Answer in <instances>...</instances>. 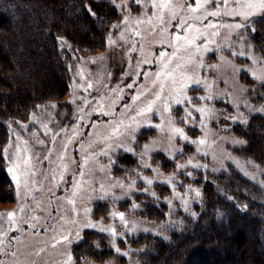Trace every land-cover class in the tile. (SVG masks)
<instances>
[{"label": "rangeland", "instance_id": "rangeland-1", "mask_svg": "<svg viewBox=\"0 0 264 264\" xmlns=\"http://www.w3.org/2000/svg\"><path fill=\"white\" fill-rule=\"evenodd\" d=\"M108 1L115 5L117 17L109 24L102 47L77 46L74 50L68 41L63 42V47L70 50V56L65 53L70 74L67 91L58 97L41 99L26 115L7 121L8 138L3 149L7 148L8 153L1 162L5 179L0 178V182L8 200L0 202V214L16 212V216L10 221L0 215V233H3L0 234L3 242L0 264H64L68 254L73 264L137 263L140 257L137 250L144 243L139 241L142 235L169 237V231L180 222L182 212H188L193 219L200 214L205 200L204 179L232 168L252 178L262 177L264 173V167L241 151L246 139L235 129L239 124L247 126L253 113L263 112L255 91L250 90L255 82L264 81L260 78L264 50L251 38L250 28L240 29L237 34L222 27L215 37L197 39L198 45L207 43L208 50L197 54L184 69L192 77L185 89L191 102L185 101L182 105L170 102L171 111L163 114V120L153 110L147 114V120L137 117L138 128L108 139L115 125L120 121L130 123L129 118L136 116L137 110L152 99V93L157 90L152 82L161 68L160 61L175 51L177 42L173 35L185 34L177 26L178 19H189L217 8L215 2L202 0L203 8L192 14L186 9L188 5L195 7V0H172L178 17L173 19L165 11L161 24L154 17L157 9L151 0ZM263 16L254 15L244 23L255 28L254 22ZM126 17L127 25L123 23ZM148 17H153L152 24L132 22ZM209 21L234 24L241 22V18L209 16L198 26L203 27ZM137 28L139 36L132 31ZM240 52L245 55H239ZM161 53L166 56L161 57ZM146 89L151 91L139 100L133 99ZM209 96L210 99H200ZM200 108L206 112L197 111ZM169 117L175 127L183 129L187 140L155 127L163 124L167 129ZM201 139L206 143H191ZM25 141L32 159L28 169L21 163L19 171L29 170L34 175L27 178L21 175L17 188L8 169L17 144L23 158ZM145 145L148 146L146 154ZM105 151L107 155L103 154ZM142 160L150 167H145ZM189 160L192 164L188 167H177ZM195 164L203 167H193ZM141 177L154 182L148 185ZM166 177H173L171 185L163 182ZM132 181H135L134 190L129 191ZM118 182L125 188L113 187ZM102 185L110 193L106 199L99 198L103 195ZM197 190L199 197L195 195ZM153 192L155 196L151 195ZM174 193L188 200L187 211ZM134 204L138 207L133 208ZM147 204L161 210L162 204H166L167 218L151 217L146 211ZM21 206L23 212L19 211ZM113 211L125 214L128 227H122L118 218H111ZM89 221L105 227L111 225L117 235L113 237L99 228L84 227ZM133 225L135 231L130 230ZM92 233L100 236L93 242L99 248L112 249L113 256L96 259L80 251L81 243ZM64 236H68V241H63Z\"/></svg>", "mask_w": 264, "mask_h": 264}, {"label": "trees", "instance_id": "trees-1", "mask_svg": "<svg viewBox=\"0 0 264 264\" xmlns=\"http://www.w3.org/2000/svg\"><path fill=\"white\" fill-rule=\"evenodd\" d=\"M94 13L95 15L90 14ZM117 10L108 0H0V178L5 179L3 146L8 120L26 115L41 99L63 95L69 86V69L63 47H102ZM253 41L264 50V16L254 22ZM257 103L264 109V81L254 84ZM249 93V89H248ZM235 126L246 139L241 151L264 167V111ZM205 200L193 219L188 212L168 236H141L137 263L130 264H264V173L245 176L239 170L204 179ZM0 182V202L8 194ZM147 204L153 218H167ZM89 234L80 251L96 259L113 256L99 248ZM102 237V236H101ZM142 241V242H143ZM134 251V254H138Z\"/></svg>", "mask_w": 264, "mask_h": 264}, {"label": "snow or ice", "instance_id": "snow-or-ice-1", "mask_svg": "<svg viewBox=\"0 0 264 264\" xmlns=\"http://www.w3.org/2000/svg\"><path fill=\"white\" fill-rule=\"evenodd\" d=\"M137 3H139V0H136ZM207 2H215L217 4V8L214 11L211 12H204L202 15H193L189 17V19L179 18L177 26L184 30V35L181 36L179 33H176L173 35V39L177 42L175 47V51L173 52L172 56L167 57V59H161V68L160 70L155 73V79L152 82V87H155L157 90L152 93V99L148 100L143 107L139 108L136 112V116L130 117V123L125 124L123 121H120L119 124L115 125L112 128L111 134L108 137V139H111L113 137H119L124 135L129 131V129L138 128L140 126L139 121L137 120V117H143L145 120H147V114L151 113L153 110H156L161 114V119H164V113L171 111V103L175 104H184L185 101L191 102V97H188L185 93V89L188 87V82L192 79L189 74L184 71V69L187 67L189 63H192L194 60V57L199 54L202 55L205 51L208 50L207 43L203 46L198 45L196 43L197 39L201 37H215L219 35V28H226L230 31H237L244 28H250L252 31H255L254 28H251L250 24L244 23V21L249 20L250 17L257 15V14H264V0H204V3ZM152 6L157 9V12L154 14L155 19L163 24L164 23V13L165 11H168L171 13V17L173 19H177L178 13L175 10V6L172 4V0H151ZM204 4L202 3V0H195V7L192 5H188L186 11L188 13L195 14L200 9H202ZM184 9L182 8V11ZM90 14L95 15L94 13H91V10L89 9ZM230 16V17H240L241 22L234 23V24H218V23H212L209 21L207 25H204L203 27L198 26L199 24H202L204 20H207L209 16L216 18V17H222V16ZM153 17H148L146 20H140V19H133V23L136 25H139L141 23H148L152 24ZM128 18L126 17L123 23L125 25L128 24ZM113 27L119 28L120 25H114ZM211 30V31H210ZM135 35L139 36L141 35L139 29H132ZM121 38H123V34H121ZM111 43H114L110 41ZM209 42H213L209 40ZM193 49L191 52H189V49ZM135 50V49H133ZM181 51L187 53L184 56L178 55ZM241 56H244V52L238 53ZM165 53H161V57H165ZM173 61H176L173 63ZM147 62V61H146ZM260 78L264 79V70H262L260 74ZM196 83H200V81H196ZM88 87L91 88V83L88 84ZM131 87V85H129ZM87 90V89H85ZM147 91H151V89H146L145 92L137 93L135 97H133L134 100H139L142 95H145ZM211 97H200V99H210ZM171 102V103H170ZM197 111L201 113H205L206 109L200 108L197 109ZM264 111V109H262ZM190 116V113H188ZM167 129H165V126L163 124L161 125H155V127L161 129L162 131H170L174 136L179 135L181 138L187 140L188 137L184 134L183 129L177 128L174 126L172 118L169 117L167 121ZM20 138L17 137V140ZM134 139V137H133ZM42 143V142H41ZM193 144H205L206 141L201 139L199 141H191ZM25 148H24V156L21 158V148L19 144L16 145L15 150L13 152V159L10 161L11 167H9L8 171L13 173V179L16 181L17 188L20 186V176L23 175L25 178L34 175L29 170L19 171L21 169V163L24 165L25 169H28L31 163V154L28 152V149L26 147L27 142H24ZM111 146V145H109ZM9 147H12L9 145ZM120 147H123V145H120ZM145 154L148 151V146L145 145ZM127 151H132L131 148H127ZM171 154V150H168ZM177 151H181L180 149H177ZM8 153V149L5 148L2 150V154L6 156ZM104 155H107V151L103 153ZM174 159V157H173ZM142 163L145 167H150V165L144 163L142 160ZM192 164V161L189 160L187 164H178L177 167L179 168H186L188 165ZM193 167H203V165L195 164L192 165ZM154 171L158 172V169H154ZM139 175V173L137 174ZM187 175H191V173H187ZM146 184L151 185L153 184L152 179H148L146 177H141ZM173 177H166L164 179V183L172 184ZM24 186L27 187V179H25ZM135 181H132L131 184L128 186V190L132 191L134 190ZM113 187H120L125 188V185L122 183H117L116 185H113ZM175 186L173 185V189ZM101 191L103 192V195L100 196V199H106L110 193L106 192L104 190L103 185L101 186ZM147 192L148 190L145 189ZM152 196H155V193H151ZM175 197L180 199L181 202L185 205V210L187 211V205L188 200L182 197L179 193H174ZM196 197L200 196L199 191L197 190L195 192ZM118 199V198H117ZM71 203H74V201H70ZM171 203V201H169ZM138 207V205H133V208ZM23 206L20 207L19 211L23 212ZM86 213L89 210H85ZM0 215H5L9 218L11 221L15 216L16 212H8ZM111 218L116 219L118 218L121 222L122 227H128L129 221L125 219L124 213H118L113 211L111 213ZM35 219H38L36 217ZM84 227H90V228H99L101 232H106L110 234L111 236L115 237L117 235L115 227H112L111 225L105 227L102 224L99 223H92L89 221ZM131 231H135V225L130 229ZM147 231V229H145ZM3 234V233H0ZM77 238H79V232H77ZM63 241H68V236H64ZM61 241H57V243H60ZM3 242L0 241V244ZM116 251L119 252L120 249L116 248ZM15 255V253H13ZM126 255V254H125ZM64 264H73V260L70 254H68L67 259L65 260Z\"/></svg>", "mask_w": 264, "mask_h": 264}]
</instances>
